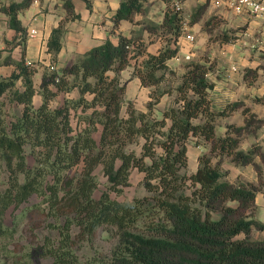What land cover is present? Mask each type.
Here are the masks:
<instances>
[{"label": "trees", "instance_id": "16d2710c", "mask_svg": "<svg viewBox=\"0 0 264 264\" xmlns=\"http://www.w3.org/2000/svg\"><path fill=\"white\" fill-rule=\"evenodd\" d=\"M34 1L9 0L0 7L15 31L0 48V67H10L0 73V172H7L0 234L13 237L16 228L4 224L5 212L34 195L41 198L45 227L56 236H44L27 255L49 259L48 264H264V222L255 217L258 184L230 182L224 167L226 159L236 166L251 164L260 182L264 150L254 139L263 119L241 99L220 110L212 107L214 82L208 74L214 60L182 62L179 73L168 65L178 56L183 9L172 6L174 0H161L162 18L149 24L135 22L145 13L146 0H120L113 27L128 20L139 23L141 33L107 38L57 69L64 33L59 22L46 43L50 62L42 65L37 82V62L25 60L28 30L18 18ZM63 7L68 19L79 17L70 0H63ZM198 19L195 13L187 22ZM209 24L205 21L206 30ZM142 31L158 40L156 51L147 50ZM213 37L229 42L237 36ZM17 46L15 59L11 52ZM128 66L130 76L148 88L143 109L125 97L121 71ZM257 69L245 68L243 79L253 82ZM165 99L169 102L160 106ZM263 100L264 95L253 98ZM7 105L21 106L20 112L8 119ZM232 111H240L242 124L231 122L218 132V118ZM247 134L253 140L243 148ZM190 139L208 152L196 156L188 174ZM133 170L141 173L147 194L128 203L113 199L110 193L120 194L131 184ZM97 171L106 182L95 197ZM104 226L117 238L109 257L81 262L76 241ZM254 232L263 237L254 238Z\"/></svg>", "mask_w": 264, "mask_h": 264}, {"label": "crops", "instance_id": "0c3cea01", "mask_svg": "<svg viewBox=\"0 0 264 264\" xmlns=\"http://www.w3.org/2000/svg\"><path fill=\"white\" fill-rule=\"evenodd\" d=\"M8 1L9 0H0V7ZM119 1L120 0H70L75 13L79 15L76 19L67 18L66 11L63 7V0H36L32 2L27 9L18 14V18L22 26L26 27L27 30L31 28L36 30V34L34 36H28L27 38L25 45V60L27 62H37L41 70L42 65L49 64L50 54L46 52V43L52 29L57 27L59 22L63 23L64 33L61 37V48L57 53L55 61L57 69L69 63L77 56L82 55L90 48L101 44L107 38L112 41H116L118 34L126 36L135 34L138 31V29L136 30L134 28L135 25L141 26L139 23H135L139 20L138 18H135V22L121 20L115 28L113 27L111 16L117 9ZM205 1L206 0H200L202 4L206 3ZM213 1L214 0H210V3ZM233 1L234 0H218L217 4H215L216 11L212 14L222 15V18L224 19L219 21V23L222 24L220 26L223 27L224 30L228 28H232V30L239 29L238 31L242 33L244 32V27L257 31V34H260L259 32L262 31L264 40V16H259V18L251 16L246 12L237 13L233 9ZM184 13L185 8L183 7V14ZM144 14H147V8ZM184 20L187 22L186 18ZM126 23L132 24V26L130 27ZM237 26H239V28H236ZM187 31L193 35L194 39L192 41H188L183 35L180 36L178 40V56L180 55L181 57L180 61L184 59L182 56L185 55H188L190 58L189 53H185V51L188 49L190 44H193L194 40V53L201 54L200 56L194 55L193 59L199 61H203L205 58L209 57L210 60H214L211 56L213 53L206 52L209 41H214L219 45H222V47L225 46V44H232V49H230L229 52H224L223 54L225 59L219 62V64L217 63L218 67L215 64L214 70L208 74L209 79L214 82V87L210 92L212 107L216 110H220L226 103L238 99H242L247 104L246 99L249 98L251 102H254V105L257 103L262 104L263 109L261 112L255 111V107L252 111L263 119L258 136L254 139V141L262 145L264 150V100L261 102L253 101L254 97H261L264 95V81H260L258 85L251 84L259 78L262 73L261 69L264 67V53L259 54L261 59H242L244 54L240 50V47L238 46L239 44L237 43L241 37L238 38L237 35V37L232 41L220 42L218 39L211 36V33L205 29L204 21L200 22V18L192 24H188L187 22ZM14 33V29L10 28L8 25V16L4 12L0 11V48L4 47L5 40L12 39ZM244 33H246V31ZM142 35L148 42L147 50L151 52L156 51L159 45L158 40L154 37L149 38L145 31H142ZM181 41L184 44L183 46H180ZM251 42L254 43L249 45L255 46V48H252L251 51L255 52L262 44V39L257 36L255 39H251ZM247 45V43L243 44L244 47H247ZM11 55L13 58L18 59L20 55V47H15L11 52ZM235 58H238L237 60L239 61L237 62L243 72L245 68H258V76L253 82H246L242 75L237 78L236 74L238 73H233L229 70V68H224L223 64H229V62ZM171 61L176 62V64H172ZM177 61L178 60H175V58L170 59L168 61V65L171 68L176 69L179 73L182 71V67ZM126 68L129 69L128 73L130 74L132 66H128ZM9 69V66H2L0 67V73L6 74L9 72ZM38 73H40V71H37L34 79L37 78L39 80L40 74L36 77ZM132 79L139 82L137 77H132ZM137 108L143 109V107ZM228 116H237L239 121L236 123L242 124L240 111H232L230 115L218 118V132H223L225 125L232 122L230 119L226 120ZM198 154L199 152L194 155V160H196V156ZM255 161L259 162V158L255 157ZM224 167L228 170V173L225 176L226 180L230 182L240 181L243 183L253 182L258 184V190L255 196V203L257 206L255 217L264 222V163L261 164L262 172L260 182H258V174L251 164L236 166L232 164L229 159H226ZM260 233L263 234V232Z\"/></svg>", "mask_w": 264, "mask_h": 264}, {"label": "rangeland", "instance_id": "374dc122", "mask_svg": "<svg viewBox=\"0 0 264 264\" xmlns=\"http://www.w3.org/2000/svg\"><path fill=\"white\" fill-rule=\"evenodd\" d=\"M184 1V2H183ZM218 0H214L210 3V0H206L204 4L200 2V0H174V2L171 3L173 6H179L183 9L185 8V18L187 21L191 19V17L196 13L199 15L200 22L201 21H207L210 20V24L206 26V28L210 31L211 36H217L221 33L226 34H236L238 35V38L241 37L238 40V46L240 47V50L244 54L242 59H249V60H257L261 59L259 57L260 53H264V40H263V33L260 31V34H257V31H254L253 29H249L244 27V32L242 33L238 31L239 29L232 30V28L225 29L221 27L219 23L220 20H224L222 18V15H214L213 12L216 11L215 4H217ZM146 8H147V14H144L142 16L137 15L136 18H138L141 21H145L149 24H154L160 21L163 14V9L165 8V4L161 0H146L145 1ZM185 5V6H184ZM245 13V12H242ZM247 13V12H246ZM248 14V13H247ZM252 16V15H251ZM259 17V16H254ZM260 18V17H259ZM223 22V21H222ZM127 24V23H126ZM128 26H132V24H127ZM138 31L135 33H141V26L135 25L134 27ZM236 28H239L237 26ZM230 29V30H229ZM247 29V30H246ZM134 35V34H133ZM258 36V38L262 39V44L258 47V50L255 52H252L251 49L255 48V46L249 45L254 42H251V39H255ZM195 43V40L193 41V44ZM247 43V47H244L243 44ZM193 44H190L188 49L185 51V53H189L190 58L186 59L185 56H182L183 61H180L181 57L180 55L178 64H181L182 62H187L189 60H192L194 58V55L200 56L201 53H194V46ZM184 44L180 43V46H183ZM232 44H225V46L222 47V45H219L218 43L214 41H209L207 45L206 52L213 53L212 59H214L215 64H219V62L223 61L225 58L223 57L224 52H229L230 49H232ZM154 47V45H153ZM152 47V48H153ZM184 52V51H183ZM184 54V53H182ZM210 59V57H209ZM236 59V60H235ZM234 60L230 61L229 64H223L224 68H229V70L236 74V77L239 78L243 73V70L241 69L239 63L237 61L238 58H235ZM173 64H176V62H172ZM38 71L41 72L40 66H38ZM218 67V65H217ZM234 67V69H233ZM262 73L259 78H257L252 85H258L260 81H264V67L261 69ZM129 69L126 68L124 71L121 72V80L125 82L126 84V91H125V97L127 100H131L136 107H143L148 100L147 93L148 88L141 87L139 85V82L135 79H132L130 74L128 73ZM40 73L36 75V77L39 76ZM235 76V75H234ZM35 80H38L35 78ZM38 82V81H37ZM57 100H61V97H58ZM242 100V99H241ZM169 102V99L163 100L160 106L166 105ZM246 102L249 107H251V110L255 107V111L261 112L263 109L262 104H255L254 102L250 101L249 99H246ZM57 101H53L51 105H56ZM21 106L14 105L6 106V116L8 119L11 118L12 113L18 114L20 112ZM230 115V114H229ZM230 119L232 122L236 123L239 121V118L237 116L232 117L228 116L226 120ZM231 123V122H230ZM260 129V128H259ZM258 130L257 132H259ZM253 137L251 134H247L244 139L243 147H247L250 142H252ZM195 140L190 139L188 142V167L186 169L187 173L190 174L191 171L195 169V160L194 155L196 153H202V152H208V148L205 144L200 142V145L196 146ZM27 162L29 164L33 163V159L31 157H27ZM97 178H98V186L94 192L95 197H98L100 192L104 190L105 188V178L102 176V174L97 171ZM142 175L137 170H133L130 175V182L131 184L127 187H125L120 194L110 193L111 197L113 199H116L120 202L128 203L133 200L134 197H140L145 194H147L146 189L143 187L142 182ZM7 185V172L5 170L0 172V191H2ZM41 198L37 196H31L29 201L23 203L18 209H11L9 208L5 212L4 216V224L8 227H15V233L13 234V237H8L5 235L0 234V264H48L47 262L49 259H36L34 257H30L28 252L32 251V249L36 246L38 242L43 241L44 236L49 235L50 237L54 238L56 236V232L54 230H50L47 227H45V218L44 215L41 213L40 208L43 206L41 203ZM40 224L38 227L33 228L35 224ZM77 231L76 228L73 229V234H75ZM263 234L260 232H254L253 237L254 238H261ZM117 238L113 232V229H111L108 226L100 227L98 228L94 234L91 237H85L79 241H76V245L74 247L75 253L78 256V259L83 262L87 259H91L93 257H97L99 259L106 260L113 248V246L116 244Z\"/></svg>", "mask_w": 264, "mask_h": 264}, {"label": "built area", "instance_id": "2783aa9c", "mask_svg": "<svg viewBox=\"0 0 264 264\" xmlns=\"http://www.w3.org/2000/svg\"><path fill=\"white\" fill-rule=\"evenodd\" d=\"M232 6L234 11L237 13L247 12L249 15L252 16H264V0H234ZM176 8L179 9V6H176ZM182 29V35L184 36V38L188 41H192L194 37L191 33L187 31L186 21H183ZM35 34V29L31 28L28 30V36H34ZM185 58L187 59L189 58V56L185 55ZM175 60H179V57L176 56Z\"/></svg>", "mask_w": 264, "mask_h": 264}]
</instances>
